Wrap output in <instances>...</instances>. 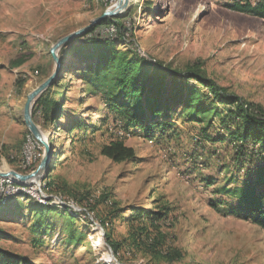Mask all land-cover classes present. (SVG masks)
Listing matches in <instances>:
<instances>
[{"label": "rangeland", "instance_id": "rangeland-1", "mask_svg": "<svg viewBox=\"0 0 264 264\" xmlns=\"http://www.w3.org/2000/svg\"><path fill=\"white\" fill-rule=\"evenodd\" d=\"M233 1L129 0L121 15L133 32L126 35L132 42L128 47L152 63L177 71L200 65L204 75L229 95L264 111V20L230 10ZM117 3L0 0V173L29 174L41 162L44 149L25 126L23 110L28 95L54 71L50 48L89 26L106 10H113ZM128 47L118 49L124 52ZM68 50L60 55L62 67L53 89L57 100L60 95L64 98V116L55 128L33 118L47 134L52 148L50 165L37 185L22 191L23 186L14 183L15 190L8 188L15 192L0 199L5 202L20 193L35 199H19L16 208L0 203V211H4L0 216V248L32 264H264V231L228 213L237 200L230 195L234 189L229 185L234 183L229 181L234 176L231 152L209 143L198 149L197 126L178 119L169 139L122 137L135 151L134 162L115 164L102 156L101 147L110 137L121 136L102 126L109 111L98 96L89 98L79 77L82 71H74H85L86 67H77L78 59ZM21 59L25 63L14 67ZM73 118L89 122L95 134L84 138L87 133L83 130L66 131L67 122ZM218 131L219 127H214L210 136ZM26 140L36 146L38 161L32 170H25L23 163ZM48 181L55 182L64 196L48 192ZM216 190H223L220 197L212 193ZM73 196L88 199V212ZM54 200L80 212L77 221L51 205ZM39 204L58 209L42 216L40 211L46 208ZM163 209L168 221L160 232L166 248L182 254L174 263L150 254L143 246L130 248L129 236L137 226H145L153 236L157 228L149 222L128 223V218L145 210ZM71 224L76 238L83 232L79 243L67 240ZM108 236L130 255H114Z\"/></svg>", "mask_w": 264, "mask_h": 264}, {"label": "trees", "instance_id": "trees-1", "mask_svg": "<svg viewBox=\"0 0 264 264\" xmlns=\"http://www.w3.org/2000/svg\"><path fill=\"white\" fill-rule=\"evenodd\" d=\"M233 2L229 6L230 10L264 20V0ZM127 21L124 16L106 19L60 51V55L63 56L69 49L73 57L78 59L77 67H86L85 71L76 67L71 69H76L75 73L82 71L79 77L87 87L89 98L98 96L103 106L108 109L109 112L103 118L102 126L113 129L121 136V138L111 136L110 142L101 147V155L115 164L134 162L135 151L125 145L122 137H140L149 141H159V138H171L178 119L195 125L199 133L198 149L206 147L209 143L211 147L220 145L231 152L230 163L234 168V176L229 181L234 183L229 185L234 189L230 195L237 200L235 199V204L231 206L229 215L249 222L264 231V111L258 106L229 95L225 89L220 88L204 75L200 65L187 67L182 72L172 69L169 65L152 63L139 55L128 47L132 42L126 35L132 36L133 32L127 27ZM113 28L116 30L115 35L99 33L102 29ZM121 45L127 46V50L124 52L119 50ZM24 63L25 60L21 59L14 64V67H20ZM58 81L59 78L36 100L33 108L34 120L38 119L37 121H41L42 125L49 128L59 125V121L64 116V98L60 95L57 100V93L53 90L58 85ZM66 125V131L70 133L83 130L85 134L87 133L84 138L93 136L96 132L94 126L86 120L73 118ZM214 127H219V131L217 135L210 136V131ZM212 151L216 152V149ZM1 153H3L2 149L0 156ZM208 183L211 185L212 182ZM223 187L222 189L225 190L226 186ZM45 188L51 194L64 196L62 189L56 186L55 182H46ZM221 191L216 190L212 193L220 197ZM26 195L23 193L13 195L14 197L11 196L0 203H4L9 208H16L20 205L19 199L32 198ZM72 199L88 212L87 209L91 205L87 198L73 196ZM50 203L55 204L59 210L61 208L62 213L69 220L77 221L80 212H74L66 205L56 204L55 200ZM212 206L219 209L214 204ZM41 207L46 208L40 211L42 216L58 209L50 204ZM164 211V209L159 212L145 210L128 218V223L149 222L152 228H157V233L153 236L145 226H137L136 231L131 232L129 236L132 240L130 248L143 246L150 254L168 263H174L182 258V254L177 250L169 251L166 248L165 236L160 232L162 225L168 221ZM3 213L4 211H0V216ZM101 223L105 229L104 223ZM71 227L72 224L68 229L67 240L73 244L79 243L83 232L79 233L78 239ZM108 239L110 240L109 236ZM108 245L114 255L124 258L130 255V251L125 250L123 245L117 242L110 240ZM0 264L32 263L22 256L0 248Z\"/></svg>", "mask_w": 264, "mask_h": 264}, {"label": "water", "instance_id": "water-1", "mask_svg": "<svg viewBox=\"0 0 264 264\" xmlns=\"http://www.w3.org/2000/svg\"><path fill=\"white\" fill-rule=\"evenodd\" d=\"M129 0H118L116 7L113 10H106L100 17L91 21L90 25L79 29L63 38H61L54 46L49 50V54L54 62L53 73L35 90H33L27 97V101L23 110V122L27 127L30 134L37 140L43 147L44 153L39 166L29 174H20L16 171H8L5 173H0V179H12L18 184L23 185H35L36 182L45 174L50 165L52 158V148L48 143V137L46 134L42 133L40 127L33 120V108L36 100L58 79L60 70L62 67V61L60 57V51L67 48L73 41L79 39L80 37L87 34L93 27L100 24L106 19L117 18L122 15V13L127 9ZM37 185V184H36Z\"/></svg>", "mask_w": 264, "mask_h": 264}, {"label": "built area", "instance_id": "built-area-1", "mask_svg": "<svg viewBox=\"0 0 264 264\" xmlns=\"http://www.w3.org/2000/svg\"><path fill=\"white\" fill-rule=\"evenodd\" d=\"M99 33L104 34V35H115L116 30L114 28L113 29H102L101 31H99ZM24 160L26 161L25 170H32L38 161V158L36 157V146L29 145L27 140H26V150H25ZM8 192H15V191L10 190V189L6 191H0V199H3V197H5Z\"/></svg>", "mask_w": 264, "mask_h": 264}, {"label": "bare ground", "instance_id": "bare-ground-1", "mask_svg": "<svg viewBox=\"0 0 264 264\" xmlns=\"http://www.w3.org/2000/svg\"><path fill=\"white\" fill-rule=\"evenodd\" d=\"M117 5V4H116ZM116 5L114 6V8L116 7ZM47 135V134H46ZM30 139H32L31 137H28ZM34 138V137H33ZM33 140V139H32ZM37 141V140H36ZM38 142V141H37ZM39 143V142H38ZM40 144V143H39ZM23 163H26V161H24ZM4 166V165H3ZM4 170H7L6 168H4ZM11 180V181H10ZM14 183L15 184H18L16 181L12 180V179H7V180H0V191H3L5 188L9 189V188H12L15 190V186H14ZM18 185H21L23 186V190L24 191V187H29L30 185H23V184H18ZM9 187V188H8ZM27 189V188H25Z\"/></svg>", "mask_w": 264, "mask_h": 264}]
</instances>
